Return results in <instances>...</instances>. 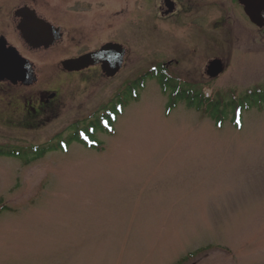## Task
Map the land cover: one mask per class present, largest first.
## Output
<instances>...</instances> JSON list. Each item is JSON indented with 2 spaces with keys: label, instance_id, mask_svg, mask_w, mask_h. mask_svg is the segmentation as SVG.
Returning <instances> with one entry per match:
<instances>
[{
  "label": "rangeland",
  "instance_id": "obj_1",
  "mask_svg": "<svg viewBox=\"0 0 264 264\" xmlns=\"http://www.w3.org/2000/svg\"><path fill=\"white\" fill-rule=\"evenodd\" d=\"M30 1L66 32L31 55L45 76L109 41L124 42L129 55L118 77L85 93L63 76L70 98L41 126L1 119L10 112L0 102V149L28 154L0 153V264H264V101L226 111L217 125L151 78L137 97L127 91L123 114L112 132L96 133V147L70 142L72 125L86 120L75 117L101 112L172 59L180 60L174 76L214 100L264 90L262 28L227 13L226 0H209L202 29L192 15L165 18L157 0ZM216 56L227 66L209 78L203 67ZM48 144L55 149L34 159L31 148Z\"/></svg>",
  "mask_w": 264,
  "mask_h": 264
},
{
  "label": "flooded vegetation",
  "instance_id": "obj_2",
  "mask_svg": "<svg viewBox=\"0 0 264 264\" xmlns=\"http://www.w3.org/2000/svg\"><path fill=\"white\" fill-rule=\"evenodd\" d=\"M158 2V12L161 13L167 19H170L172 22H184L190 15H192V20H195L194 24H197L199 28H205L206 25V8L212 7V4L209 0H157ZM229 2L228 6H225V11L229 13V11L237 10L240 16H243L245 22H251L247 14L245 13L244 5L239 0H226ZM222 6V5H215ZM23 8H29L30 10L36 11V14L39 19H43L45 21L50 22L55 27H61L62 37L58 38L56 43L50 46L49 48L44 47H32L26 39L22 36L21 31L18 29V24L16 22L17 12ZM221 16L219 17L220 22L225 23L226 18L222 16L223 9H220ZM216 24V23H215ZM221 24V23H219ZM201 26V27H200ZM264 31V28L260 29ZM66 32L62 29V26L57 25L54 21L48 19L39 9V7L34 4V2L30 0H26L24 2L18 3H0V40L3 39L6 41L9 47L16 48L17 53L23 58L28 59L32 65L34 70V80L31 84H27L22 80H18L17 82H13L10 78L0 79V102L6 105V108L9 110L10 115L7 113L5 117H1V119H21L20 123L27 127H38L45 124V120L43 119H59L61 117L62 109L64 108V103L69 97L68 91H65L66 87L70 84H63L62 79L63 76L67 78H72L71 81H76L75 86H82L81 84H85V88L82 90H78L80 92H86L88 89V84L95 81H110L118 77L121 72L124 70L127 59L129 55V49L126 47L124 42L120 41H109L116 42L122 44L126 50L127 54L125 56L123 68L120 72H118L114 77H107L103 72L102 64L98 63L95 65H91L87 68L75 71H67L63 68L62 62L65 59L70 58H78L88 52H93L99 50L102 45L95 47L93 49H89L83 51L81 53H77L73 56H69L65 59H61L56 63L55 73H52L50 76H45L42 71L41 62L34 59L31 55L34 53H39L41 51L49 50L57 45H60L63 40ZM107 43V42H106ZM214 58H218L217 56ZM222 59V58H221ZM210 60V59H209ZM223 60V59H222ZM224 61V60H223ZM225 63V62H224ZM162 66L164 68V72L167 73L170 77H173L172 67H179L180 60L172 59L167 61L166 63H159L155 66ZM207 65L205 64L203 67V72L205 76L209 77L207 73ZM227 66V64L225 63ZM57 70L59 72H57ZM180 75H184L181 72H178ZM135 79V85H137V80ZM179 76H174L171 78L170 89H192L194 88L193 84L185 83L183 80L178 79ZM57 82H59L57 84ZM78 92V93H80ZM84 92V93H85ZM77 93V94H78ZM127 90H123L118 93L117 103L121 104L125 101ZM75 97L77 96L74 94ZM72 96L71 98H73ZM2 106L4 107V105ZM107 110L110 111V104H106ZM0 105V109L2 107ZM106 108V107H105ZM103 109V108H102ZM103 111V110H102ZM97 113V112H95ZM93 113V114H95ZM91 115L89 117H75V119H101V115ZM32 119V120H31ZM31 120V121H30Z\"/></svg>",
  "mask_w": 264,
  "mask_h": 264
},
{
  "label": "water",
  "instance_id": "obj_3",
  "mask_svg": "<svg viewBox=\"0 0 264 264\" xmlns=\"http://www.w3.org/2000/svg\"><path fill=\"white\" fill-rule=\"evenodd\" d=\"M246 14L258 27H264V0H239ZM16 22L22 36L32 47L49 48L62 37L61 27H55L50 22L38 18L36 11L23 8L17 12ZM126 48L116 42H107L99 50L88 52L78 58L65 59L62 66L67 71L87 68L98 63L102 64L103 72L108 77H114L123 67ZM224 63L214 58L207 66V74L217 77L224 71ZM10 78L13 82L22 80L31 84L34 78L32 63L20 56L16 48L9 47L5 40H0V79Z\"/></svg>",
  "mask_w": 264,
  "mask_h": 264
},
{
  "label": "trees",
  "instance_id": "obj_4",
  "mask_svg": "<svg viewBox=\"0 0 264 264\" xmlns=\"http://www.w3.org/2000/svg\"><path fill=\"white\" fill-rule=\"evenodd\" d=\"M154 77H158L159 82L161 83V87L164 93L172 92L173 98L181 99L186 102L189 107L196 108L198 110H203L204 112L207 111L210 117L214 118V121L217 125H222L223 123V115H225L226 111H242L244 106H249L251 103H259L260 101H264V90L256 89L249 90L247 94H244L239 99H233L229 102H224L221 100H214L210 98L204 91L198 90H188V89H170L171 77L164 72V68L160 67L156 70H150L148 72L143 73L139 80H137V85L135 82H131L128 84V90L131 93H136L137 86L144 87L147 79H151ZM137 97V93L135 95ZM112 105L110 104V111H107V107L104 109V113L101 115V119H86L85 121H76L75 124L72 125L74 133L71 135L70 142L77 141L87 147H95L92 142L96 141V133L97 132H104L110 133L114 129L115 123L117 121L116 114L122 112V109L118 111V103L116 100L111 101ZM175 103V102H173ZM236 114V113H235ZM235 114L232 118V122H236ZM235 125H237L235 123ZM58 137V136H57ZM58 148L61 147V143L58 142V138L56 139ZM32 154H34V159H39L43 157L47 152L50 150L55 149L52 147V144L48 145H41L31 148ZM8 152L10 156H21L22 154H27L24 150L20 151L16 147L10 148L9 150L0 149V153ZM27 162H30L27 161Z\"/></svg>",
  "mask_w": 264,
  "mask_h": 264
}]
</instances>
